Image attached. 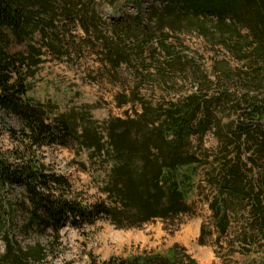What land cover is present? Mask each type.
<instances>
[{"label":"trees","instance_id":"16d2710c","mask_svg":"<svg viewBox=\"0 0 264 264\" xmlns=\"http://www.w3.org/2000/svg\"><path fill=\"white\" fill-rule=\"evenodd\" d=\"M102 1L119 17L100 20L95 0H0V111L16 118L25 146L0 150V186L23 190L25 199L10 206L25 213L26 231L58 238L67 226L82 229L98 218L140 228L191 214V197L205 188L220 238H237L243 256L260 243L263 249L264 0H132L136 15L123 0ZM188 36L209 48L211 61ZM85 42L102 69H126L134 82L120 96L133 114L106 123L107 141L71 113L52 115L29 97L46 52L70 57ZM178 80L188 84L183 93L171 85ZM135 82L165 93L148 99ZM53 145H79L90 160H104V199L87 203L69 179L47 171L34 154ZM5 240L0 264H51L46 246ZM172 257L167 262L177 264Z\"/></svg>","mask_w":264,"mask_h":264},{"label":"rangeland","instance_id":"374dc122","mask_svg":"<svg viewBox=\"0 0 264 264\" xmlns=\"http://www.w3.org/2000/svg\"><path fill=\"white\" fill-rule=\"evenodd\" d=\"M131 1L123 0L122 7L128 15H136L137 9L131 5ZM153 4H157V1L149 0L146 5ZM92 9L102 21H113L119 17L102 0H95ZM74 31L72 27L68 30ZM77 34L83 37L81 32ZM185 41L192 49L201 47L208 61L214 57L209 48L200 45L201 40L196 36H188ZM85 43L83 51L70 57L62 51L46 52L44 63L31 80L32 91L29 97L48 105L53 110L52 115L71 113L83 123L82 128L90 127L107 141L106 123L116 118H125L126 113L133 114L134 107L131 104L120 107V96L128 94L129 86L134 82L126 69L111 72L102 69L101 58L96 54L101 44L90 42L97 50H87L85 45L90 44ZM36 44L43 46L38 42ZM135 83L147 93L148 99L155 100L165 93L162 90H150L148 83ZM177 83H171L175 92L183 93L187 90L188 84L179 80ZM11 130L17 133V138L12 136ZM19 130L16 118L0 111V150L24 151ZM34 155L38 156L48 172L54 171L69 179L73 193L79 199L94 203L105 198L101 193L106 175V163L102 158L90 160L89 152L79 145H53L37 150ZM207 196L205 188L195 192L190 199L192 213L169 221L155 220L140 228L120 229L107 219L98 218L92 224L86 223L82 229L67 226L57 238L51 232L40 235L34 230L26 231L25 213L19 207L10 206L25 199L23 190L19 187L0 186V257L6 251L5 237H9L25 248L37 243L46 246L48 262L51 264H103L111 260L124 264L125 261L136 259H143L142 264L146 263L144 259H150V264H169L167 259L174 261L173 253L177 264H191V260L195 264H263L262 243L254 247L249 256H243L239 253L237 238H220L212 220ZM3 211L9 213L7 215L10 219ZM202 232L203 242H200ZM232 241H235L234 248L229 246Z\"/></svg>","mask_w":264,"mask_h":264}]
</instances>
